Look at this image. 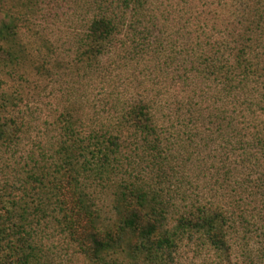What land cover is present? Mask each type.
<instances>
[{"label":"trees","instance_id":"1","mask_svg":"<svg viewBox=\"0 0 264 264\" xmlns=\"http://www.w3.org/2000/svg\"><path fill=\"white\" fill-rule=\"evenodd\" d=\"M25 1L0 0V71L24 54L13 6ZM123 1L127 55L158 62L144 69L168 80V112L135 104L117 134L84 129L73 109L43 122L24 162L0 165V264H181L187 249L202 264H264V0H170L159 15ZM125 21L93 18L79 57L95 64ZM15 125L0 114V150Z\"/></svg>","mask_w":264,"mask_h":264},{"label":"rangeland","instance_id":"2","mask_svg":"<svg viewBox=\"0 0 264 264\" xmlns=\"http://www.w3.org/2000/svg\"><path fill=\"white\" fill-rule=\"evenodd\" d=\"M149 1L155 8L150 15L158 8V15L162 8L170 14V0ZM28 3L26 0L13 6L14 12L26 13L25 24L20 27L24 54L19 62L8 64V60L0 71V114L15 120V127L22 126L24 131L10 148L0 150V165L10 161L23 163L24 157L34 148V140L43 137L37 138L43 122H51L70 109L83 116L84 129L90 126L91 131L108 124V129L116 134L114 130L119 128L122 115L140 102L155 103L161 119L167 114L165 106L170 105L168 80L158 75L159 72L144 69L158 62L136 64L127 55L133 48L127 40L132 12L127 10L123 0H42L30 6ZM200 6L206 7V3ZM206 8L210 10L215 5L209 2ZM104 14L113 15L122 23L125 15L126 23L116 40L117 45L114 42L111 50L91 65L79 57L82 40L93 18ZM161 18L159 16L158 27H154L153 32L168 45L170 19L161 25ZM145 24L150 25L147 17L140 29ZM130 142L135 140L128 139L123 144L126 146ZM108 198L105 197L107 203ZM203 261V257H195L187 249L181 264H202Z\"/></svg>","mask_w":264,"mask_h":264}]
</instances>
